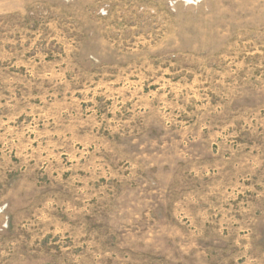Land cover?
<instances>
[{
    "label": "rangeland",
    "instance_id": "1",
    "mask_svg": "<svg viewBox=\"0 0 264 264\" xmlns=\"http://www.w3.org/2000/svg\"><path fill=\"white\" fill-rule=\"evenodd\" d=\"M0 264H264V0H0Z\"/></svg>",
    "mask_w": 264,
    "mask_h": 264
}]
</instances>
